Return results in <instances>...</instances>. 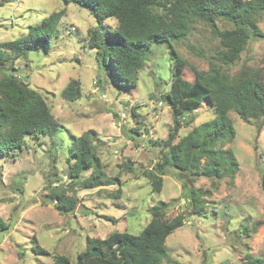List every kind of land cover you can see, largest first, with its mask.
<instances>
[{"label":"rangeland","instance_id":"obj_1","mask_svg":"<svg viewBox=\"0 0 264 264\" xmlns=\"http://www.w3.org/2000/svg\"><path fill=\"white\" fill-rule=\"evenodd\" d=\"M60 8L64 14L51 34L49 49H32L6 62L41 95L60 127L51 135L28 136L21 149L0 154V216L9 223L0 233V264H52L57 254L75 261L86 237L103 238L113 230L139 233L151 217L149 207L158 201L166 205V218L188 209L182 182L172 168L162 176L158 192L144 171L161 157L173 125L171 109L161 100L171 78V48L186 60L182 75L192 81V66L208 70L210 62L218 63V40L206 24L193 22L183 38L153 43L133 87L116 84L96 50L88 47L89 31L98 25L88 7L64 5L62 0H0V41L25 34ZM254 18L264 33V11ZM216 22L220 28L234 26L222 17ZM102 25L117 29L113 18ZM242 66L257 68L264 77V36L252 37L238 60L223 69L233 74ZM71 79L79 81L81 90L75 100L61 95ZM228 115L234 136L223 147L232 150L237 172L232 181L193 178L192 187L207 191L204 209L186 217L166 238L168 255L180 264H251L253 258H264V117L246 122L234 111ZM213 116V107L202 101L180 116L183 125L174 141ZM89 129L95 131L105 173L117 176L119 183L77 187L76 209L59 213L48 198V181H69L67 157L73 139ZM35 240L46 254L31 250ZM168 262L164 259L162 264Z\"/></svg>","mask_w":264,"mask_h":264},{"label":"trees","instance_id":"obj_2","mask_svg":"<svg viewBox=\"0 0 264 264\" xmlns=\"http://www.w3.org/2000/svg\"><path fill=\"white\" fill-rule=\"evenodd\" d=\"M90 8L98 25L89 31L88 47L107 66L116 84L133 87L137 71L150 46L157 42H171L183 38L193 22H203L217 39L218 63L210 62L208 70L194 68L193 80H186L182 72L187 62L173 48L171 78L168 89L161 95L171 109L173 125L163 142L164 152L151 169L144 171L152 190L158 192L162 176L168 168L182 182L188 209L171 218L164 217L165 203L149 207L148 222L139 233L113 230L107 236L86 237L85 247L75 261L57 254L52 264H180L172 259L166 248V238L184 224L186 217L199 214L206 204L207 191L192 187L196 176L231 181L237 172V160L230 148L223 147L234 136L228 115L234 111L248 122L252 117H264V77L257 68L242 66L231 74L224 66L234 64L250 39L263 37L255 21V14L264 11V0H62ZM64 14V8L53 11L14 39L0 41V154L21 149L26 137L51 135L59 127L44 99L27 82L20 79L18 68L7 61L15 60L27 51L50 46L51 34ZM232 21V28H220L217 18ZM115 19L117 29H106L102 22ZM250 30V31H249ZM62 97L75 100L81 96L79 81L71 79L61 91ZM214 109L213 118L193 126L177 141L178 129L183 125L180 116L197 109L202 101ZM95 131L82 132L73 139V150L67 157V176L64 183H49L48 198L59 213L73 212L78 204L76 188L91 189L119 183L117 176H109L95 148ZM55 174V172H52ZM189 179V181L187 180ZM117 189L115 196H118ZM9 223L0 216V233ZM36 254H46L36 240L31 246ZM22 254V251H19ZM251 264H264V258H253ZM203 264V262L201 263Z\"/></svg>","mask_w":264,"mask_h":264}]
</instances>
